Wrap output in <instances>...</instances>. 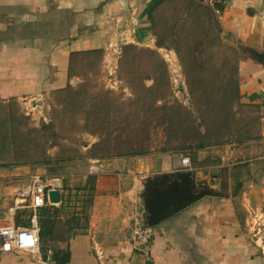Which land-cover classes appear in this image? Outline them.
Listing matches in <instances>:
<instances>
[{
	"label": "crops",
	"instance_id": "1",
	"mask_svg": "<svg viewBox=\"0 0 264 264\" xmlns=\"http://www.w3.org/2000/svg\"><path fill=\"white\" fill-rule=\"evenodd\" d=\"M191 1L214 14L208 5ZM164 2L0 0V101L40 93L52 98L56 92L75 87L82 79L76 58L103 54L104 63L116 61L117 65L127 46L153 42L152 15ZM214 16L223 38L264 51V0H228L223 14ZM238 102L264 111V66L249 58L240 62ZM257 135L240 140L244 143L239 147L212 146L224 162L206 168L192 165L184 170L181 155L192 161L189 154L88 159L102 169L94 175L89 206L85 212H76L85 218L70 220L67 238L56 248L48 247L46 241L47 251L39 255L0 253V264H264V244L261 238L257 240L258 232L264 231V124ZM221 167L230 168L224 183L216 174ZM179 171L193 172L196 182L211 193L153 227L151 252L146 257L130 240L131 215L142 207L140 196L148 177ZM26 173L23 176L30 179ZM6 174L7 168L0 167V177ZM235 174L241 176L235 178ZM64 185L63 181L61 203L49 202L47 207L65 203ZM14 191L0 184V210L9 211L0 218L3 221L11 216ZM54 233L55 229L52 238Z\"/></svg>",
	"mask_w": 264,
	"mask_h": 264
},
{
	"label": "rangeland",
	"instance_id": "2",
	"mask_svg": "<svg viewBox=\"0 0 264 264\" xmlns=\"http://www.w3.org/2000/svg\"><path fill=\"white\" fill-rule=\"evenodd\" d=\"M152 20L153 42L126 49L117 65L104 63L103 54L76 58L82 79L75 87L52 98L35 95L43 99L36 105L48 106L42 117L35 112L32 119L26 110L24 104L33 96L0 101V167L8 170L0 184L17 195L30 180L23 172L65 184V203L51 207L59 211L51 217L55 233L54 238L52 232L46 236L48 247L56 248L67 238L71 219L85 218L76 212H85L95 188L96 176L87 173L88 159L102 161L144 149V157L189 154L193 168H206L224 160L215 147L200 151L190 146L192 137L224 140L219 149L239 147L244 143L240 140L254 139L263 127L264 111L235 103L240 62L249 57L239 44L223 38L212 11L191 0H165ZM158 39H164L163 48L157 47ZM113 66L115 72L108 73ZM181 145L191 148L180 150ZM204 172L208 175L209 168ZM229 173V167H221L216 174L224 183ZM8 212L1 209L0 218ZM31 217L30 209L15 216L25 223ZM257 236L264 244V231Z\"/></svg>",
	"mask_w": 264,
	"mask_h": 264
},
{
	"label": "built area",
	"instance_id": "3",
	"mask_svg": "<svg viewBox=\"0 0 264 264\" xmlns=\"http://www.w3.org/2000/svg\"><path fill=\"white\" fill-rule=\"evenodd\" d=\"M212 8L214 14L220 16L228 0H198ZM170 55V53H169ZM167 55V56H169ZM114 68L109 67L108 73L113 74ZM40 96V95H39ZM24 104L26 110L35 116V112L40 116L45 114L48 106H38L43 99H36L35 96L30 97ZM37 106V107H36ZM48 111L51 110L48 108ZM28 115V114H27ZM42 117V116H40ZM44 121L50 120L43 118ZM51 121V120H50ZM47 124L49 122H46ZM181 165L184 170L192 168L191 158L187 155H181ZM89 172L92 175H98L101 172V165L98 162H89ZM54 177H43L36 173L30 177L29 183L16 195L14 206L10 209L11 216L8 220L0 219V253H26L28 255L41 254V238L38 212L49 205V191L53 189ZM30 209L32 217L29 225H16L15 216L18 211ZM132 232L130 236L131 242L135 248L141 251L146 257L150 256L151 244L154 237V229L149 226L146 217L141 212L134 211L131 215Z\"/></svg>",
	"mask_w": 264,
	"mask_h": 264
},
{
	"label": "water",
	"instance_id": "4",
	"mask_svg": "<svg viewBox=\"0 0 264 264\" xmlns=\"http://www.w3.org/2000/svg\"><path fill=\"white\" fill-rule=\"evenodd\" d=\"M239 46L243 54L264 66V51L249 46ZM62 188L63 181L55 179L53 189L49 191L50 203H61ZM210 193L209 188L196 182L195 175L191 171L148 177L140 196L142 200L140 212L146 217L148 225L155 227Z\"/></svg>",
	"mask_w": 264,
	"mask_h": 264
},
{
	"label": "trees",
	"instance_id": "5",
	"mask_svg": "<svg viewBox=\"0 0 264 264\" xmlns=\"http://www.w3.org/2000/svg\"><path fill=\"white\" fill-rule=\"evenodd\" d=\"M154 26V24H153ZM154 28V27H153ZM157 47L158 48H163L164 47V39H158L157 41ZM135 46L133 45H129L125 48L126 49H130V48H133ZM238 91V89H237ZM46 129H49L51 128V125H45L44 126ZM201 134L200 132H195L194 135H199ZM191 142H194V143H190V146H192V144H196L195 148H198V149H205V148H209V147H212V146H221L223 144H225V141L224 140H221V139H216V140H213V141H206L205 140V137L204 138H198L197 136H194L191 138L190 140ZM189 145H181L180 146V150L181 149H188V147H190ZM191 148V147H190ZM148 152L144 149H137V150H132L131 152H126V153H118L116 156H143V155H146ZM46 162H49L47 160H45ZM94 189V188H93ZM51 207H54V206H48L44 209H41V216L43 214V216H46L44 219L38 214V221H39V225L41 227V231H40V238H41V252L45 253L47 251V247H46V241L48 240V238H46V236L50 235V233L52 232V235H53V231H54V223L51 219L52 215L58 213V209H52ZM51 210H53V213L51 214ZM18 214V213H17ZM17 218V217H16ZM15 218V222L18 224V225H29L30 223V220H28L27 223L21 221V220H16ZM51 235V237H52Z\"/></svg>",
	"mask_w": 264,
	"mask_h": 264
}]
</instances>
